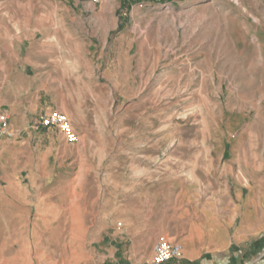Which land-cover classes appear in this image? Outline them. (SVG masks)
Instances as JSON below:
<instances>
[{
  "label": "rangeland",
  "instance_id": "obj_1",
  "mask_svg": "<svg viewBox=\"0 0 264 264\" xmlns=\"http://www.w3.org/2000/svg\"><path fill=\"white\" fill-rule=\"evenodd\" d=\"M101 2L0 0V105L27 124L0 154V264H149L208 215L264 227V0ZM259 238L217 264H264Z\"/></svg>",
  "mask_w": 264,
  "mask_h": 264
},
{
  "label": "crops",
  "instance_id": "obj_2",
  "mask_svg": "<svg viewBox=\"0 0 264 264\" xmlns=\"http://www.w3.org/2000/svg\"><path fill=\"white\" fill-rule=\"evenodd\" d=\"M0 111L5 113L7 117H9L8 112L13 114V109L5 107L1 108V105ZM17 115L24 120V112H20V114L18 112ZM10 127L15 131V136H17L16 133L23 132V130L27 127V124L23 122L20 126H17L13 122ZM8 142L9 139L7 138L0 139V154L1 151L5 149V145H7ZM241 218L242 220L237 226L234 235L230 237V228L233 221L231 222L230 219L221 221L218 218H215V216H206L205 223L202 224L199 230H196L197 232L193 234L189 232L188 234L185 233L177 237L176 242L182 245V259L187 261L201 260L204 262H211L210 264H217L218 259H223L222 253H225L232 244L238 246L241 243L244 244L245 242H249L251 239H257L260 237L264 229L260 214H256L254 212L252 220L249 223H247V215L245 213H243ZM151 254L152 252L148 251L145 255L146 258H149ZM206 254H210L209 258L212 261L209 258L206 259L204 257ZM127 259L129 264H141L143 261L135 255L133 258L130 255ZM228 263L229 261L226 260L225 264Z\"/></svg>",
  "mask_w": 264,
  "mask_h": 264
},
{
  "label": "built area",
  "instance_id": "obj_3",
  "mask_svg": "<svg viewBox=\"0 0 264 264\" xmlns=\"http://www.w3.org/2000/svg\"><path fill=\"white\" fill-rule=\"evenodd\" d=\"M103 0H90L93 4ZM38 123L44 127H53L58 130L64 139L73 143L78 140V135L74 130L68 116L60 111H50L38 117ZM13 134L10 128L8 117L0 111V139L11 137ZM182 255V245L175 241L158 240L153 247V254L149 264H164Z\"/></svg>",
  "mask_w": 264,
  "mask_h": 264
},
{
  "label": "trees",
  "instance_id": "obj_4",
  "mask_svg": "<svg viewBox=\"0 0 264 264\" xmlns=\"http://www.w3.org/2000/svg\"><path fill=\"white\" fill-rule=\"evenodd\" d=\"M262 241H264V236H260V238L258 240L254 241V242H250V243L255 244L257 246V245H260V243H262ZM243 246H246V244ZM123 264H124V262H123ZM125 264H127V263H125ZM164 264H199V260L187 261V260L175 258V259H172V260H170Z\"/></svg>",
  "mask_w": 264,
  "mask_h": 264
}]
</instances>
